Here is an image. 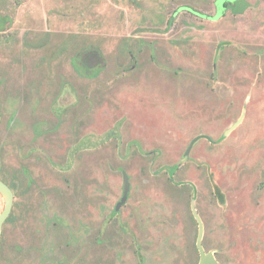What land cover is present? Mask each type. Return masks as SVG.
Wrapping results in <instances>:
<instances>
[{"label": "rangeland", "instance_id": "374dc122", "mask_svg": "<svg viewBox=\"0 0 264 264\" xmlns=\"http://www.w3.org/2000/svg\"><path fill=\"white\" fill-rule=\"evenodd\" d=\"M16 1L12 26L0 38V78L8 79V108L24 99L30 122L0 127V171L19 167L26 147L43 158L33 161L39 181L27 206L19 195L16 218L4 226L0 264H39L41 247L59 248L66 230L52 225L56 218L73 234L89 233L92 264H137L119 224L133 230L138 210L148 212L152 235L172 245L149 264H197L192 194L205 240L226 264H264V0H239L240 8L230 4L219 16L214 0ZM226 1L234 0L219 6ZM183 5L212 19L174 13ZM89 50L104 60L93 78L71 62ZM38 97L45 127L37 141L30 103ZM54 100L75 105L57 127ZM118 122L119 141L69 156L80 138H101ZM200 135L213 140L191 145ZM122 169L130 174V197L104 225L122 196ZM172 169L175 181L195 190L175 188ZM3 206L0 196V212ZM100 232L104 244L95 242Z\"/></svg>", "mask_w": 264, "mask_h": 264}, {"label": "flooded vegetation", "instance_id": "af4514ba", "mask_svg": "<svg viewBox=\"0 0 264 264\" xmlns=\"http://www.w3.org/2000/svg\"><path fill=\"white\" fill-rule=\"evenodd\" d=\"M240 3L239 0L226 1L223 2L221 6H219L218 0H214V7L217 10V16L223 13L224 8L230 4H237ZM18 5V2L16 0H7L5 3L1 2L0 0V18L4 17L5 20L2 21L0 19V38H3L6 32L11 28L12 26V17L13 12L16 10ZM180 10H186L190 13L201 17V18H209L212 19V17L207 12H202L194 8L193 6L189 5H183L179 9L175 10L174 13L179 12ZM171 25V20H170ZM143 43H140V46ZM127 47V46H126ZM152 47V45L150 46ZM98 54L99 62L95 66H91L90 64L94 62L93 55ZM76 56L74 55L71 58V62L74 65V69L77 70L76 67ZM79 64H83L87 67V72H89L90 75H83L87 78H93L96 71H99L103 68L104 60L97 50H89L84 53L83 57L79 59ZM78 71V70H77ZM80 74V72H79ZM97 75V74H96ZM95 75V76H96ZM7 77L0 78V127L4 126V128L15 127L19 122L24 123V125H27L30 121H28L26 118L27 116L23 113V105L25 103V100L22 99V102L20 103V106L15 108V110H10L8 108V104H6L7 100L3 98V94L6 93L4 90V84L7 81ZM64 88L70 87V84L63 85ZM63 89V88H62ZM69 93H71L74 97L75 91L71 88H68ZM59 93V92H58ZM42 97L43 95L40 94ZM59 96V94L57 95ZM4 100H3V99ZM76 100V99H75ZM37 105H34V101L30 103V107L36 108V120H31V129L33 132V137L36 140H40L44 136V127L45 122L43 120V101L41 98L38 97L36 100ZM57 100H54L53 105H51L52 114L56 118V126L57 127L63 120L64 115L70 110V108L75 107V105H64V104H56ZM28 104H26L27 106ZM122 125V122H118V124L107 134H105L101 138L93 139L91 137H84L80 138L78 143L72 148L71 152L69 153V156H76L77 154H80L82 150H85L87 148H93L96 147L106 141H108L111 138H120V127ZM198 138L195 142L194 140ZM191 145L198 142L201 139H208L212 141L213 139L209 135H200L196 137ZM27 140V145H28ZM136 144L138 150L140 153L147 154L141 147V144L135 140L133 142ZM33 151V149L31 150ZM189 152V151H188ZM22 158V164H20L17 168H9L6 170L0 171V180H2L8 187L11 189L13 193V204H12V210L5 220L2 228V233L4 226L7 222L13 220L16 218L15 214L13 213L15 207L18 204V196L21 195V201L23 202V207L27 206V203L29 201V196L31 192H34L33 185L36 183V181H39L38 178H35V175L38 177V163H35L33 161H39L41 158H43L42 153H35L30 152V148L26 147V150L21 154ZM35 159V160H34ZM175 169H172L169 171V179L173 183V186L177 188L179 191L183 192H189L195 190L196 186L189 182H182V181H175L174 175H175ZM125 174L128 175L129 180V191L127 193L126 199L123 201V198L125 196ZM122 176H123V190H122V196L121 198L116 202L114 207L112 208L110 214L106 217V220H104V225L108 224L107 221L109 218L118 217L121 214V210L123 206L127 203L130 193H131V180H130V174L122 169ZM37 187V186H35ZM33 190V191H32ZM36 190H39L37 187ZM216 194L220 201L225 202V195L220 189V187L217 186L216 188ZM0 196L3 198L4 206H5V198L3 194L0 192ZM188 205L190 208V214L191 218L195 224V234H194V242L193 246L195 251L197 252L198 261L197 264H199L201 259V253L197 245V240L200 234V222L203 224V237H202V245L204 247L205 252L209 253L212 252L217 259V261L220 264H226L225 260L223 259V256L219 250V248L216 247H210L207 241L205 240L206 235V223L204 220L203 212L202 210L197 206L196 199L194 198V195L192 194V198L188 200ZM3 206V209H4ZM2 209V211H3ZM1 211V212H2ZM0 212V213H1ZM148 214H142L139 210L136 213V225L133 230H130L124 222L119 224L121 233L120 236H130V239L133 243V252L134 256L136 257L137 264H149V257H154L157 255V253H160V251L165 250H172V245H170L165 238L162 239L160 236H153L151 229L152 225L151 223H148V217L146 216ZM23 219H25V215H23ZM52 225L58 226L59 228L66 230V234L61 239V243L58 244L59 248L56 249V247L52 250L54 246L49 243L46 247V250L41 247L39 251V255L41 257L39 264H92V250H91V239L89 238V233H83V234H73L70 232V230L67 228V222L65 220H60L58 218L52 219ZM67 228V229H66ZM88 228L85 227V230ZM101 232H103V227L100 229ZM96 234L95 235V242L97 244H104L105 239H103V233ZM2 233H1V240H2ZM159 240L156 242V239ZM23 248V246L21 247ZM0 249H1V241H0ZM178 248H174L173 251L177 252ZM43 250V251H42ZM182 251V250H181ZM180 251V252H181ZM56 254V256H55ZM1 256V255H0Z\"/></svg>", "mask_w": 264, "mask_h": 264}, {"label": "water", "instance_id": "95a60500", "mask_svg": "<svg viewBox=\"0 0 264 264\" xmlns=\"http://www.w3.org/2000/svg\"><path fill=\"white\" fill-rule=\"evenodd\" d=\"M92 58H93L94 62H92L90 65L95 66L99 62L98 54H94ZM197 139L198 138H196L194 140V142ZM129 185L130 184H129V180H128V175L125 174V196L123 198V201L127 197V193L129 191V188H130ZM0 192L3 194V196L5 198L4 209L0 213V241H1V233H2L3 224H4L5 220L7 219V217L9 216V214L12 210L13 193H12L11 189L8 187V185H6L2 180H0ZM202 237H203V224H202V222H200V234H199V237L197 240V245H198V248H199L200 253H201V259H200L199 264H220L212 252H209V253L205 252L204 247L202 245Z\"/></svg>", "mask_w": 264, "mask_h": 264}, {"label": "trees", "instance_id": "16d2710c", "mask_svg": "<svg viewBox=\"0 0 264 264\" xmlns=\"http://www.w3.org/2000/svg\"><path fill=\"white\" fill-rule=\"evenodd\" d=\"M7 0H1V2H6ZM237 6H238V8H240V6L241 5H239V4H236ZM2 21H4L5 20V18L4 17H2V18H0ZM79 55H77L76 56V67H77V70H78V72H80V74H83V75H90L89 74V72H87V67L86 66H84L83 64H79L78 63V61H79ZM94 75L93 76H95L96 74H98V71H96L95 73H93Z\"/></svg>", "mask_w": 264, "mask_h": 264}]
</instances>
